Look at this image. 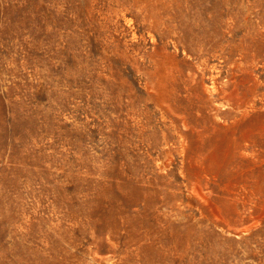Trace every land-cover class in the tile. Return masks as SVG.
<instances>
[{
	"label": "rangeland",
	"instance_id": "1",
	"mask_svg": "<svg viewBox=\"0 0 264 264\" xmlns=\"http://www.w3.org/2000/svg\"><path fill=\"white\" fill-rule=\"evenodd\" d=\"M0 264H264V0H0Z\"/></svg>",
	"mask_w": 264,
	"mask_h": 264
}]
</instances>
